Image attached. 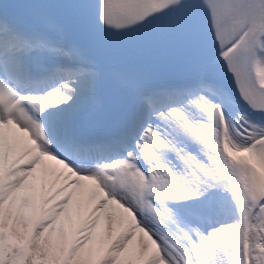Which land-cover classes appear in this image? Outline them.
<instances>
[{
	"label": "snow or ice",
	"instance_id": "snow-or-ice-1",
	"mask_svg": "<svg viewBox=\"0 0 264 264\" xmlns=\"http://www.w3.org/2000/svg\"><path fill=\"white\" fill-rule=\"evenodd\" d=\"M0 264H264V0H0Z\"/></svg>",
	"mask_w": 264,
	"mask_h": 264
}]
</instances>
